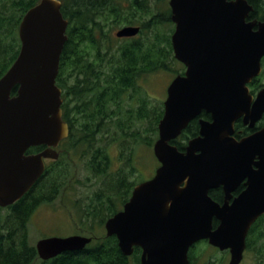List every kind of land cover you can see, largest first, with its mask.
I'll list each match as a JSON object with an SVG mask.
<instances>
[{
  "label": "water",
  "instance_id": "obj_1",
  "mask_svg": "<svg viewBox=\"0 0 264 264\" xmlns=\"http://www.w3.org/2000/svg\"><path fill=\"white\" fill-rule=\"evenodd\" d=\"M169 4L176 24L174 55L186 70L167 87L153 145L159 166L106 220V235L117 236L125 255L142 246L143 264H190L189 248L204 239L230 248L229 264H239L248 230L264 213V182L250 185L231 204L221 205L210 191L223 184L229 199L235 188L231 178L256 154L264 172V127L241 141L231 136L239 117L253 127L264 114V88L253 99L248 87L262 72L264 24L255 31L254 22H246L251 10L246 0ZM68 26L61 0H40L20 22L18 57L0 78V207L16 203L33 187L47 168L46 159L59 158L58 147L69 135L57 84ZM139 32V26L128 25L116 36ZM203 110L212 113L213 121L201 120L200 136L180 150L172 140ZM39 145L46 148L27 153ZM92 240L81 234L49 236L35 246L39 257L49 260L81 251Z\"/></svg>",
  "mask_w": 264,
  "mask_h": 264
},
{
  "label": "trees",
  "instance_id": "obj_2",
  "mask_svg": "<svg viewBox=\"0 0 264 264\" xmlns=\"http://www.w3.org/2000/svg\"><path fill=\"white\" fill-rule=\"evenodd\" d=\"M39 1L0 0V78L18 57L19 25L24 14ZM61 1L69 26L57 84L63 90V118L70 132L59 145V158L48 163L33 187L16 203L0 207V264H129L116 235L96 233L89 235L93 240L83 250L43 260L30 241L29 221L40 205L51 203L60 195L76 155L86 159V169L104 183L87 205L88 224L83 225L93 228L98 218L100 226H104L110 216L123 208L134 186L142 182L140 177L132 179L139 171L135 147L121 151L123 166L110 173L112 158L103 137L109 134L113 139L116 130L137 144L153 148L164 102L153 105L139 80L146 73L160 71L172 72L174 77L184 74L185 67L173 51L171 9L167 4L164 10L167 0ZM106 24L137 25L140 32L134 37H123L119 43L105 30ZM129 93L130 97H137V106L125 99ZM133 114L136 120H148L144 135L134 121L126 123L124 116ZM189 132L190 125L172 143L184 150ZM41 149L34 146L27 153ZM255 231L248 248L257 253L253 264H264V249L259 247L264 238L255 235Z\"/></svg>",
  "mask_w": 264,
  "mask_h": 264
},
{
  "label": "rangeland",
  "instance_id": "obj_3",
  "mask_svg": "<svg viewBox=\"0 0 264 264\" xmlns=\"http://www.w3.org/2000/svg\"><path fill=\"white\" fill-rule=\"evenodd\" d=\"M167 4L168 0L163 3L164 10L167 9ZM124 26H128V24H106L105 30L117 42L121 43L122 38L117 37L116 32ZM114 43H116L115 40ZM180 67L182 66L180 65ZM173 78V73L167 71L146 73L141 76L139 83L147 92V96L152 104L158 105L159 102H164L166 99L167 87ZM125 99L133 103V106H137V97H130L129 93L125 95ZM126 118L127 124H132L134 121L141 134H145V130L149 125L147 119L141 121L136 120L134 114L129 118L125 115L124 119ZM103 138V143L108 145L112 158L110 173H116L123 166V162L120 159L121 151L125 149L128 152L130 148L135 147L137 160L135 164H137L139 171L132 176V179L136 180L140 177L139 180L144 181L154 175L159 166V161L154 155L153 148L151 149L148 146L145 147L143 144H137L129 136L124 137L123 133L116 130L113 133V139L109 134ZM69 170L67 178L64 180L65 186L60 195L53 202L40 205L31 216L29 221V235L32 244H36L39 239L49 236H69L74 234L93 236L95 233L98 236L106 235L105 226H100V219L98 218L95 219L96 223H93V228L90 225H83L87 223V205L91 201L94 192L104 186V183L98 180L91 171L86 169V159H81L78 155L75 156V161ZM91 219L93 220V218ZM204 248L210 251L205 243L201 244L200 250ZM256 259L257 253L249 252L245 256L242 264H253Z\"/></svg>",
  "mask_w": 264,
  "mask_h": 264
},
{
  "label": "flooded vegetation",
  "instance_id": "obj_4",
  "mask_svg": "<svg viewBox=\"0 0 264 264\" xmlns=\"http://www.w3.org/2000/svg\"><path fill=\"white\" fill-rule=\"evenodd\" d=\"M169 1L170 0H168V4H169ZM246 1L248 5L251 6V10L247 14L245 20L247 23L254 22L255 24L254 30L257 31L259 30V24H264V0H246ZM169 7H170V4H169ZM173 24H174V30H173L174 32L176 28V24L174 22ZM182 66L185 67L183 63H182ZM185 70H186V67H185ZM248 87H249L250 93L253 95V99H255L258 93L264 88V56L262 58L261 74L258 75L257 77H254L248 83ZM201 120L212 122L213 121L212 113L203 110L198 116H196L190 121L189 123L190 132H189L187 143L190 140L196 139L197 137L200 136ZM263 127H264V114H263L262 119H260L253 127H251L250 124H246L244 122V117L242 116V117H239L235 121L234 132L232 133L231 136L236 141H241L242 139L252 135L253 133L257 132ZM39 146L42 147L41 150L46 148L45 145H39ZM50 161H51L50 159H46L47 165ZM249 162L250 164H245V165L240 166L239 171L235 175H233V178H231L232 180L231 183L235 182V188L231 191V197L227 199L226 197L227 194L224 189V185L221 184L218 187L213 188L210 191V193L212 192L216 196L215 198L212 197L214 200L219 202L221 205H223L226 201H228V203L231 204L235 198H238L242 194H245L247 189H249L250 185L259 186V183L264 182V172L261 171V166H260L261 159L259 158V155L256 154V156L250 159ZM132 192L128 200L131 198ZM218 224H219V220L214 218V227H216ZM254 230H256L254 232L255 235L262 236L264 238V213L261 214L252 223V225L250 226L248 230V233L246 236V249L244 251L243 259L239 264H242L245 259V256L249 252H252L250 248H248V246H249V242H251L249 239L252 236V232ZM203 243L207 245L210 251L206 250L205 248L203 250H200V246ZM261 243L262 245H260L259 247L263 250L264 240ZM257 248L258 246H256V249ZM143 254H144V248L140 245H134L132 252L129 255H127L129 264H143ZM188 258H189L190 264H229L231 260V249L230 248L220 249L219 247L210 244L208 239H204V240L198 241L197 243L193 244L189 248Z\"/></svg>",
  "mask_w": 264,
  "mask_h": 264
}]
</instances>
